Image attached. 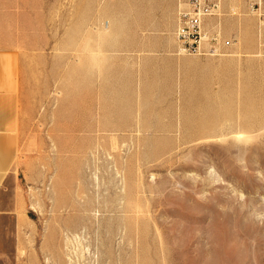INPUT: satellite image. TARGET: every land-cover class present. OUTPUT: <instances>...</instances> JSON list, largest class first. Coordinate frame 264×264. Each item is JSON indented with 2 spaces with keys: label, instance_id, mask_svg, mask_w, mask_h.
I'll list each match as a JSON object with an SVG mask.
<instances>
[{
  "label": "rangeland",
  "instance_id": "374dc122",
  "mask_svg": "<svg viewBox=\"0 0 264 264\" xmlns=\"http://www.w3.org/2000/svg\"><path fill=\"white\" fill-rule=\"evenodd\" d=\"M106 2L110 49L72 51L62 0L48 48L25 52L38 166L20 179L29 220L0 224V250L17 234L0 264H264V0L241 26L222 0L209 25L229 46L187 57L171 46L187 0Z\"/></svg>",
  "mask_w": 264,
  "mask_h": 264
},
{
  "label": "crops",
  "instance_id": "0c3cea01",
  "mask_svg": "<svg viewBox=\"0 0 264 264\" xmlns=\"http://www.w3.org/2000/svg\"><path fill=\"white\" fill-rule=\"evenodd\" d=\"M222 1V0H221ZM256 0H235V25L250 24L253 19L250 13L251 3ZM102 0H71V41L72 51L82 48L94 49L95 47L110 49L107 36L102 28L103 19L110 17L111 6ZM62 0H0V224L13 226L27 223L29 216L26 212L28 191L21 186V177L28 182L32 168L38 164L27 153L31 149L28 137L30 128L29 95L23 73V58L26 51L48 48L47 44L51 31L50 18L63 16L60 6ZM100 4V6H99ZM264 8V7H263ZM215 18L207 20L213 22ZM176 21V20H175ZM176 28V22H175ZM95 42V43H94ZM95 44V45H94ZM176 51L175 40L171 43ZM240 53L239 46H235ZM187 57V56H181ZM209 60V59H208ZM176 72L183 71L192 61H172ZM203 62V61H201ZM213 64L205 61L204 64ZM87 67L89 77L92 75L91 61H83ZM108 64V67H107ZM203 64V63H202ZM96 66L102 67L105 72L111 73L110 61H98ZM102 71L96 69L98 75ZM85 72V69H84ZM105 74V73H104ZM105 100L109 95L104 93ZM104 109L107 105L105 101ZM106 112L105 110L100 111ZM98 126L100 129H110L106 117ZM106 123V124H105ZM75 127H72V129ZM73 133V132H72ZM27 136V138H26ZM23 151V154L21 152ZM13 235V236H12ZM9 240L14 242L11 250H0V257L8 259L16 253L17 234H11ZM13 238V239H12ZM9 251L13 254L9 256Z\"/></svg>",
  "mask_w": 264,
  "mask_h": 264
},
{
  "label": "built area",
  "instance_id": "2783aa9c",
  "mask_svg": "<svg viewBox=\"0 0 264 264\" xmlns=\"http://www.w3.org/2000/svg\"><path fill=\"white\" fill-rule=\"evenodd\" d=\"M185 4L175 31L179 51L186 55H220L230 41L207 20L219 16L221 0H187Z\"/></svg>",
  "mask_w": 264,
  "mask_h": 264
},
{
  "label": "bare ground",
  "instance_id": "6f19581e",
  "mask_svg": "<svg viewBox=\"0 0 264 264\" xmlns=\"http://www.w3.org/2000/svg\"><path fill=\"white\" fill-rule=\"evenodd\" d=\"M261 1V0H260ZM262 2V1H261ZM260 2V3H261ZM186 4H184V5H180V6H185ZM255 13H258V11H255ZM177 23H178V21H177V18H176V28H177ZM176 28H175V31H176ZM174 40H175V45H176V51H175V53L177 54V55H179V56H191V55H186V54H183V53H181L180 51H179V48H178V44H177V41H176V38H175V32H174ZM89 220V218H85V217H81L80 219H79V221L76 223L77 224V226L75 225V227H78V226H80V225H84V223L86 222V221H88ZM119 224H121V223H119ZM74 228V227H73ZM119 230V229H118ZM76 237H78V236H76ZM80 237H81V235H80ZM79 239V238H78ZM111 244V243H110ZM120 244V243H119ZM119 248H121L122 246H121V244L118 246ZM113 248V247H112ZM111 252H112V250H111Z\"/></svg>",
  "mask_w": 264,
  "mask_h": 264
}]
</instances>
